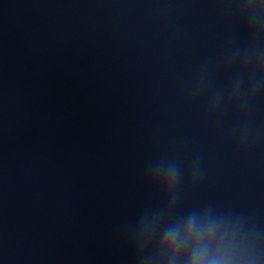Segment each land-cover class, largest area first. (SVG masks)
Returning a JSON list of instances; mask_svg holds the SVG:
<instances>
[{
	"label": "clouds",
	"instance_id": "clouds-1",
	"mask_svg": "<svg viewBox=\"0 0 264 264\" xmlns=\"http://www.w3.org/2000/svg\"><path fill=\"white\" fill-rule=\"evenodd\" d=\"M204 2V0H201ZM222 18L241 25L247 40L243 46L226 43L221 52L206 58L185 88L192 100L207 95L203 118L223 125L227 111L235 107L238 117L232 135L239 151L249 150L264 136L253 129L248 114L264 97V0H215ZM231 74L227 89H212L216 75ZM206 169L199 153L184 162L162 155L147 165L149 186L163 204L145 207L128 226V239L136 264H264V245L255 225L244 212L218 210L213 202L181 210L185 183L194 188Z\"/></svg>",
	"mask_w": 264,
	"mask_h": 264
}]
</instances>
